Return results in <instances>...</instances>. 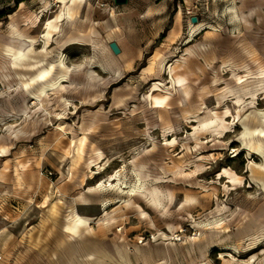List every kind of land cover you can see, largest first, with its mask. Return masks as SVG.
Returning <instances> with one entry per match:
<instances>
[{
    "label": "rangeland",
    "instance_id": "1",
    "mask_svg": "<svg viewBox=\"0 0 264 264\" xmlns=\"http://www.w3.org/2000/svg\"><path fill=\"white\" fill-rule=\"evenodd\" d=\"M6 2L0 264H264V0Z\"/></svg>",
    "mask_w": 264,
    "mask_h": 264
},
{
    "label": "bare ground",
    "instance_id": "2",
    "mask_svg": "<svg viewBox=\"0 0 264 264\" xmlns=\"http://www.w3.org/2000/svg\"><path fill=\"white\" fill-rule=\"evenodd\" d=\"M25 41V40H24ZM32 51V45H30L27 49H25L24 47H23V44H21V46H19L17 49H9V53H10V57L12 58V60H11V65L13 66V65H15L16 64V62H18L20 59H22V58H24L29 52H31ZM206 120V119H205ZM210 123H212V122H210V121H204L203 122V124L204 125H208V124H210ZM215 124V123H214ZM212 125V124H211ZM202 126V125H201ZM206 127H208V126H206ZM238 182V181H237ZM0 258H1V256H0Z\"/></svg>",
    "mask_w": 264,
    "mask_h": 264
},
{
    "label": "trees",
    "instance_id": "3",
    "mask_svg": "<svg viewBox=\"0 0 264 264\" xmlns=\"http://www.w3.org/2000/svg\"><path fill=\"white\" fill-rule=\"evenodd\" d=\"M9 12H11V9L1 10L0 11V19L5 18L6 15L9 14ZM170 28H171V20L167 23L163 32L158 36V38L155 40V42L151 45V49L156 48L162 42V40L165 38V36H166L167 32L170 30Z\"/></svg>",
    "mask_w": 264,
    "mask_h": 264
},
{
    "label": "water",
    "instance_id": "4",
    "mask_svg": "<svg viewBox=\"0 0 264 264\" xmlns=\"http://www.w3.org/2000/svg\"><path fill=\"white\" fill-rule=\"evenodd\" d=\"M128 0H113L115 5H124L127 3ZM190 22L192 24H195L197 22V18L196 17H192L190 18ZM109 48L111 49V51L113 52V54L118 55L120 53V49L117 46L116 43L111 42L109 43Z\"/></svg>",
    "mask_w": 264,
    "mask_h": 264
},
{
    "label": "built area",
    "instance_id": "5",
    "mask_svg": "<svg viewBox=\"0 0 264 264\" xmlns=\"http://www.w3.org/2000/svg\"><path fill=\"white\" fill-rule=\"evenodd\" d=\"M7 5L8 4H7L6 0H0V9L3 8L4 6H7ZM0 260H1V258H0Z\"/></svg>",
    "mask_w": 264,
    "mask_h": 264
}]
</instances>
